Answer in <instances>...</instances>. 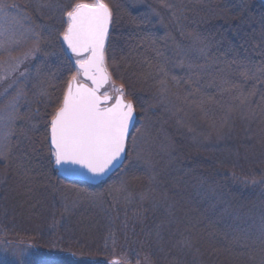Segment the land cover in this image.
<instances>
[{"label": "trees", "instance_id": "16d2710c", "mask_svg": "<svg viewBox=\"0 0 264 264\" xmlns=\"http://www.w3.org/2000/svg\"><path fill=\"white\" fill-rule=\"evenodd\" d=\"M95 1L2 0L40 55L0 161V264H261L264 2L102 0L137 121L123 167L91 185L60 177L49 129L75 72L65 13Z\"/></svg>", "mask_w": 264, "mask_h": 264}, {"label": "snow or ice", "instance_id": "6c2138e0", "mask_svg": "<svg viewBox=\"0 0 264 264\" xmlns=\"http://www.w3.org/2000/svg\"><path fill=\"white\" fill-rule=\"evenodd\" d=\"M111 15L102 0L92 4L77 3L65 13L68 24L62 39L76 57L77 75L68 82L62 105L51 120V144L56 164L79 165L92 174L105 173L121 157L134 116L133 104L124 102L122 95L108 107V97L97 94L100 86L109 79L104 66V51ZM8 43L10 41L0 40V51ZM36 51H39L38 38ZM29 55L35 58L33 53ZM17 66L7 65L3 69V78L14 72ZM80 73L91 80L93 87L79 83L73 87ZM12 87L9 85L5 89V97ZM118 91L122 93L123 89ZM22 96L18 90L8 101L9 121L15 120Z\"/></svg>", "mask_w": 264, "mask_h": 264}, {"label": "rangeland", "instance_id": "374dc122", "mask_svg": "<svg viewBox=\"0 0 264 264\" xmlns=\"http://www.w3.org/2000/svg\"><path fill=\"white\" fill-rule=\"evenodd\" d=\"M3 6L4 5H2V0H0V40L10 41V43L6 45L3 51H0V161H3L4 159L7 158L6 155L8 153V144H9L8 140L11 136V131H12L11 126L15 121V120L9 121L8 119V115H9V110L7 107L8 101L18 91L19 82L23 77L21 76V73H24L25 69L27 70L28 68L27 65L30 64L31 62L30 60L33 58V55H29V53H33L34 57L40 55V51H36V41L31 39L32 37L30 35V33H32L30 31L31 29L28 26H26L23 21L24 18L21 15L17 14V11L15 9L13 11L10 9H3L4 8ZM72 61L75 67L74 70L75 72L72 75L73 77L74 75H77L76 57H72ZM10 64L18 65V66L16 67V70L14 72H11L7 75V78H3L4 77L3 69ZM26 74L27 73H25V75ZM77 81H82L81 74L77 76ZM9 85H13V87L9 91L8 96L5 97L3 93L5 89L9 88ZM119 88L120 85L115 81H113L110 86H108L103 90L102 94H110L114 98L116 94L119 92L118 91ZM60 91L62 93L61 89ZM125 99L130 101V99H128L126 96ZM18 106H17L16 114L18 113V109H19ZM5 244L6 243L0 238L1 259L7 258V256L5 255L6 250L2 249V247H4L3 245ZM23 249L24 248H21L19 252L13 249L11 252L12 256L17 257V253L24 254L25 251Z\"/></svg>", "mask_w": 264, "mask_h": 264}, {"label": "water", "instance_id": "95a60500", "mask_svg": "<svg viewBox=\"0 0 264 264\" xmlns=\"http://www.w3.org/2000/svg\"><path fill=\"white\" fill-rule=\"evenodd\" d=\"M261 1L264 2V0H261ZM111 19H112V15H111ZM110 25H111V20H110V23H109V29H110ZM109 29H108V33H109ZM107 36H108V34H107ZM106 41H107V37H106V40H105V46H106ZM64 45L67 48L68 53L70 55H73L72 52L70 51V49H68V47H67V45L65 43H64ZM104 55H105V51H104ZM104 66H105V68L107 70V74H108L109 79H108L107 82H105L104 84H102L100 86L97 94L99 96H101L102 98L105 97V96L108 97V101H107V105H106L108 107H111L113 104H115L117 97L120 96V95L123 96L124 102H131V101L126 100L122 93L117 94L115 99H114V101H111L112 97L110 95H103L102 94V89L105 88L108 85V83H109V81L111 79L109 71H108V69L106 67V63H105ZM81 79H82L81 82H78L77 80L74 81L73 82V87H75L77 83L84 84L87 87H93V84H92L91 80L87 79V77L84 76L83 73H81ZM133 108H134V106H133ZM136 121H137V114H136V111H135V108H134V116H133L132 121L130 122L129 132H128V136L126 138L125 151L121 154V157L118 159V161L115 162L112 166H110V168L105 173H103V174H92V173L88 172L87 169H84V168H82L79 165H72V164H59L58 165L55 162L60 177L62 179H64V180H66V181H78V182L88 183V184H91V185H97L100 182L107 180L109 177H111L113 174H115L118 170H120L121 167L123 166L124 162H125L126 153H127V142H128L129 137H130V134H131V132H132V130H133L135 124H136ZM49 141H50V144H51V126H50V129H49ZM51 147L53 149L52 144H51Z\"/></svg>", "mask_w": 264, "mask_h": 264}]
</instances>
